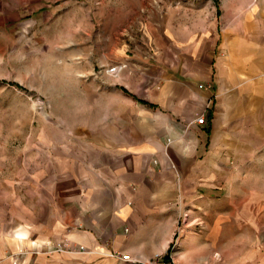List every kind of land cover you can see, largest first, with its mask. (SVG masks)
<instances>
[{
    "label": "crops",
    "instance_id": "0c3cea01",
    "mask_svg": "<svg viewBox=\"0 0 264 264\" xmlns=\"http://www.w3.org/2000/svg\"><path fill=\"white\" fill-rule=\"evenodd\" d=\"M159 1L139 43L101 59L82 122L43 129L36 154L0 172V264L31 241L72 248L20 264L164 254L190 206L214 208L264 161V0Z\"/></svg>",
    "mask_w": 264,
    "mask_h": 264
},
{
    "label": "rangeland",
    "instance_id": "374dc122",
    "mask_svg": "<svg viewBox=\"0 0 264 264\" xmlns=\"http://www.w3.org/2000/svg\"><path fill=\"white\" fill-rule=\"evenodd\" d=\"M161 5L159 0H0V172L35 155L43 129L52 135L54 125L68 129L82 122L86 96L100 88V79L93 78L102 70L101 59L118 46L138 44L142 21ZM252 175L244 189L223 195L214 208L190 206L193 212H184L164 254L177 262L185 254L193 261L186 264H264V161L254 165ZM29 243L11 254L13 264L29 253L49 254L56 242H44L46 251Z\"/></svg>",
    "mask_w": 264,
    "mask_h": 264
},
{
    "label": "built area",
    "instance_id": "2783aa9c",
    "mask_svg": "<svg viewBox=\"0 0 264 264\" xmlns=\"http://www.w3.org/2000/svg\"><path fill=\"white\" fill-rule=\"evenodd\" d=\"M122 65H115L108 69H106L107 73L116 75L120 70H122ZM194 124H198L200 126L206 124V115H201L197 120H195ZM72 248L71 244L65 241L53 243V246L49 250V254L63 252L67 249ZM78 249L80 251H85L86 248L83 245H79ZM39 253V252H37ZM109 256L112 258H118L124 262L132 263V264H179L175 257L172 254H156L154 257L149 259H141L134 258L130 254L122 253L120 251H112L109 253Z\"/></svg>",
    "mask_w": 264,
    "mask_h": 264
}]
</instances>
